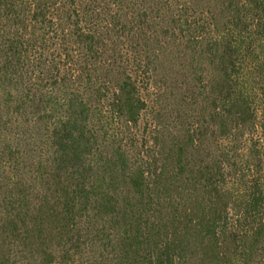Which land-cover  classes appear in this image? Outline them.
Listing matches in <instances>:
<instances>
[{
  "label": "trees",
  "instance_id": "trees-1",
  "mask_svg": "<svg viewBox=\"0 0 264 264\" xmlns=\"http://www.w3.org/2000/svg\"><path fill=\"white\" fill-rule=\"evenodd\" d=\"M215 1L0 0V264H264V0ZM169 40L213 73L167 135Z\"/></svg>",
  "mask_w": 264,
  "mask_h": 264
},
{
  "label": "rangeland",
  "instance_id": "rangeland-1",
  "mask_svg": "<svg viewBox=\"0 0 264 264\" xmlns=\"http://www.w3.org/2000/svg\"><path fill=\"white\" fill-rule=\"evenodd\" d=\"M214 1V2H212ZM216 1L211 0V4H208L210 8H205L207 11L215 10L217 6H215ZM168 45H171L168 49H166V52H162V55H160V58L158 59V65H159V71L157 74V85H154V87H150L149 89H145L144 95L146 96L149 105L151 106L152 110L147 114V117L144 120V123L142 124L141 128L144 129V126L146 123L155 124L160 123L165 127V133L167 135L168 128L173 131L174 127H183V123L186 121L187 117L190 115L198 116L197 120L204 121V114L205 109H207L209 106L207 104V107L204 108L205 105L203 104L202 98H197V100H192L191 98H188L187 104H184L180 108V99L182 98L181 94L184 92V90L188 86L194 87V79L192 78V69H193V62L194 65L199 64L201 66L202 72H206V74H202L201 78H203V75L206 79V81L210 82V75L213 73V68L207 65V63H202L200 60L203 58L196 55L193 56V53L188 52L183 46L174 45V41L172 42L169 40L167 43ZM176 46V47H173ZM173 47V52L170 53V48ZM185 49V51H184ZM187 52V53H186ZM186 53V54H185ZM195 58H202V59H195ZM200 82H195V86H198ZM160 85L162 87H166V90L162 91L160 93ZM205 85V84H204ZM194 101V102H193ZM190 102H193L191 105ZM180 110L182 112V116L180 114ZM5 120L6 117H4ZM24 131L23 125L22 127H11L12 135L15 131ZM9 130V128L4 129L2 127V124H0V145H5L6 139H5V133ZM259 132H256L254 134L255 137V143L259 146V150L264 151L262 145L260 146L261 142L257 141ZM140 136V135H139ZM10 137V136H8ZM149 137V136H148ZM150 138V137H149ZM8 139V138H7ZM141 142V140L136 141V143ZM251 140L244 139L243 141L239 142L237 144V160L239 163L246 164V159L248 161L251 160L250 163L255 164V162H258L257 159L249 158V149L251 147V144H254ZM209 143V142H208ZM212 147L215 146L214 144ZM205 148H207L205 146ZM212 149V150H214ZM209 150H206L208 152ZM203 152V151H202ZM251 172H248V174ZM254 174V173H253Z\"/></svg>",
  "mask_w": 264,
  "mask_h": 264
}]
</instances>
